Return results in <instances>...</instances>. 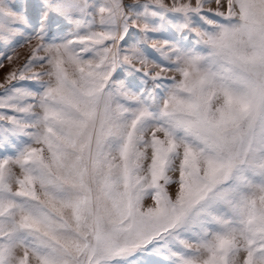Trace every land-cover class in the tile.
Here are the masks:
<instances>
[{
	"label": "snow or ice",
	"instance_id": "6c2138e0",
	"mask_svg": "<svg viewBox=\"0 0 264 264\" xmlns=\"http://www.w3.org/2000/svg\"><path fill=\"white\" fill-rule=\"evenodd\" d=\"M0 70V264H264V0H0Z\"/></svg>",
	"mask_w": 264,
	"mask_h": 264
},
{
	"label": "rangeland",
	"instance_id": "374dc122",
	"mask_svg": "<svg viewBox=\"0 0 264 264\" xmlns=\"http://www.w3.org/2000/svg\"><path fill=\"white\" fill-rule=\"evenodd\" d=\"M20 51H21V53H23L25 50H24V49H21ZM5 70H6V69H5ZM3 72H4V70H0V77L3 76Z\"/></svg>",
	"mask_w": 264,
	"mask_h": 264
}]
</instances>
